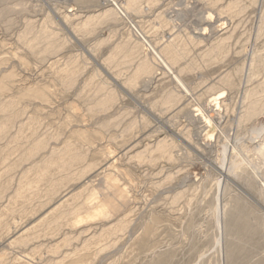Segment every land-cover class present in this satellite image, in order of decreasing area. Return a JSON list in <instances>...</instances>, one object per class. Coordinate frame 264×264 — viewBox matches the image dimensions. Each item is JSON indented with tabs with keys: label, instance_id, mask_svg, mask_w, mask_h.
<instances>
[{
	"label": "rangeland",
	"instance_id": "rangeland-1",
	"mask_svg": "<svg viewBox=\"0 0 264 264\" xmlns=\"http://www.w3.org/2000/svg\"><path fill=\"white\" fill-rule=\"evenodd\" d=\"M113 1L0 0V264H264V0Z\"/></svg>",
	"mask_w": 264,
	"mask_h": 264
},
{
	"label": "bare ground",
	"instance_id": "bare-ground-1",
	"mask_svg": "<svg viewBox=\"0 0 264 264\" xmlns=\"http://www.w3.org/2000/svg\"><path fill=\"white\" fill-rule=\"evenodd\" d=\"M133 1H139V0H133ZM240 1V0H239ZM110 2L112 3V6L115 8V9H120L119 8V5L115 2V1H113V0H110ZM239 3V2H238ZM113 8V9H114ZM181 87H182V85H181ZM184 88V87H183ZM197 117V116H196ZM208 117V116H207ZM200 119V118H199ZM213 120V119H212ZM207 122H208V119H207ZM210 123H212V121L210 122ZM210 123H208V125L210 124ZM207 124V123H206ZM205 124V126H208V125H206ZM210 126V125H209ZM218 127V126H217ZM6 128V127H5ZM5 128H4V126H2V128L0 129V132H2L3 130H5ZM205 128V127H204ZM264 185V184H263ZM111 193V192H110ZM115 193V192H114ZM115 199V198H114ZM118 204V203H117ZM219 227H221V226H219Z\"/></svg>",
	"mask_w": 264,
	"mask_h": 264
}]
</instances>
